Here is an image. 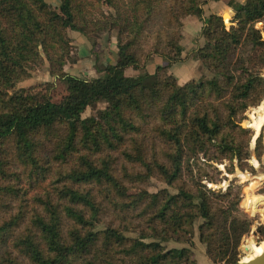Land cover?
Listing matches in <instances>:
<instances>
[{
  "label": "trees",
  "instance_id": "obj_1",
  "mask_svg": "<svg viewBox=\"0 0 264 264\" xmlns=\"http://www.w3.org/2000/svg\"><path fill=\"white\" fill-rule=\"evenodd\" d=\"M57 1L62 12L46 0H0V264H197L190 248L163 244L191 243L197 218L212 260L237 261L251 221L235 202L233 213L223 206L231 189L187 186L183 175L200 155L249 156L239 120L264 96V0L234 4L228 27L216 13L203 19L194 56L211 75L183 83L169 72L180 60L182 20L200 17L206 0ZM115 26L118 60L103 76L64 72L69 29L93 40ZM153 53L165 64L126 74ZM44 60L69 81L59 101L51 84L15 88ZM97 102L104 108L82 117ZM151 177L175 191H149ZM261 199L245 193L241 205L261 219Z\"/></svg>",
  "mask_w": 264,
  "mask_h": 264
},
{
  "label": "rangeland",
  "instance_id": "obj_2",
  "mask_svg": "<svg viewBox=\"0 0 264 264\" xmlns=\"http://www.w3.org/2000/svg\"><path fill=\"white\" fill-rule=\"evenodd\" d=\"M46 2L49 4L51 8L56 9L59 12H62V9L59 7L57 0H46ZM202 5H201V9H202ZM106 10L108 11L110 9H106ZM189 16H194V15H189ZM223 16L225 17V19H227L226 13ZM223 21L226 27L234 23L231 22V19L229 20L227 19ZM257 26L262 29L263 27L262 22L257 23ZM117 32H118V28L116 26L112 27L109 31L103 30L100 32H96L92 40V39H88L85 35L81 34L78 31L69 29L68 35L72 39V43L74 45L73 48L74 52L72 53L70 60H68L63 66L64 72L67 73L68 75H73L82 78H93V77L103 76L104 68L106 67V65L114 64L118 60V48L116 46ZM85 42L87 45L84 44ZM111 43L113 44L114 48H116L117 57L114 63H110L106 61V58L109 57L108 55H110L111 48L109 46ZM199 43H201V40H199L198 45ZM81 45L85 47L83 48ZM180 45H181V40H180ZM181 51H182V45H181ZM153 55H157L161 57L163 62H160L159 65H156L150 72H153L157 66H161L165 64V59L160 54L153 53L151 54L150 58ZM149 60L143 68H139V69L128 68L126 70V74L134 75L139 71L147 70V66L149 65ZM198 62H199V67H198L199 74L189 79L197 80L201 76L208 77L211 75V73L208 70L204 69L201 66L199 60ZM45 83L51 84L53 86L52 90L50 91V97L52 101H59L66 93V90L68 89L69 86L68 80L59 79L58 77L54 76L51 73L48 62L44 60L40 65L34 67L29 71V76L17 81L15 83V88L36 86ZM260 102H263L264 104V96L262 97ZM260 102L256 105L247 107L244 110L241 119L239 120V123L240 124L242 123L243 127L249 129L250 131L249 142H248L249 156L244 159V162H239L237 159H233L231 161L226 159H223L222 161H211V160H207L206 158L202 157V155H200L197 161L195 159H190L189 163L191 167V172L185 171L183 175V180L187 186L192 185L196 181H200L201 183L205 184L207 187H210V189L214 191L226 192L227 188L231 189V195H229V197L226 200L221 201L219 196L217 200L221 201L223 206H226L227 208L230 207L232 213H233V209H232L233 205L231 204L229 206V203L235 202L239 208V211L235 212V214L241 217H246L251 221V226L249 231L245 233L240 239V243L237 248L238 260H240L241 257L248 256L251 252H253L255 248H253L252 246L255 247L259 246L256 244H259L258 242L264 239V176H263L264 175V123L257 132L254 131V128L252 126L253 117H255L258 113H260L259 110H256V107L260 104ZM104 106L105 103L97 102L95 105L87 107L83 111L82 117H86L90 115L95 116L98 110L103 109ZM258 137L260 138L261 146L258 148L257 151L255 150V146ZM236 170L238 171L236 172ZM240 173L248 176V179L245 177H241ZM248 182H253L252 187H250L252 183L249 184ZM146 188L151 192L162 188H166L170 192L175 191L165 182L155 177L149 178ZM252 192L262 195L263 199H261L262 200L261 219L254 214L248 213L245 207L241 205V200L244 198L245 193L251 195ZM8 203L9 205H11L12 208L14 207L13 202L9 201ZM227 208H225V210ZM2 210L6 211L4 207L2 208ZM1 211H0V215L4 213V212L1 213ZM102 217H103L102 221L110 220V216L107 215V213H104ZM200 222H201V218H197L193 224L192 232L189 237V242L191 243L175 241L171 239L163 242L164 246L167 248L170 247L190 248L192 252L191 257L195 260L197 264H227L225 259H217L216 261H214L206 253L205 244L199 240L198 225ZM129 235H135V233L134 232L129 233ZM251 239L254 242H252ZM227 248H229V239L224 242L222 241L219 242L218 250L221 253H225V250Z\"/></svg>",
  "mask_w": 264,
  "mask_h": 264
},
{
  "label": "crops",
  "instance_id": "obj_3",
  "mask_svg": "<svg viewBox=\"0 0 264 264\" xmlns=\"http://www.w3.org/2000/svg\"><path fill=\"white\" fill-rule=\"evenodd\" d=\"M244 1L245 0H207L202 5V14L200 17L187 16L183 19L181 24L182 51L180 60L174 62L169 68L170 73L176 77L179 83L199 74V62L198 59L195 58L194 52L198 46L199 41L196 40V37L202 26L203 19L210 13L220 14L223 20L232 19L235 14L233 5L236 3H243ZM225 13L227 14V19L223 16ZM84 44H86V42ZM109 47L111 48V51L110 55H108L109 57L106 58V61L114 63L117 57L116 48H114L112 43ZM160 62H163L162 58L153 55L149 60V65L147 66L146 71H152V69L156 65H159Z\"/></svg>",
  "mask_w": 264,
  "mask_h": 264
},
{
  "label": "bare ground",
  "instance_id": "obj_4",
  "mask_svg": "<svg viewBox=\"0 0 264 264\" xmlns=\"http://www.w3.org/2000/svg\"><path fill=\"white\" fill-rule=\"evenodd\" d=\"M256 110H259L260 113H258L252 119V126H253L255 132H257L260 129V127L262 126V124L264 123V113H263L264 104H263V102H260V104L256 107ZM237 171L238 170H236V172ZM240 175H241V177H245L248 179V176L241 174V173H240ZM261 178H263V177H261ZM255 181H256V179H255ZM248 183L251 184L253 182H248ZM262 251H264V240L259 246L255 247L254 251L251 252L248 256L241 257L240 261L248 260V259L254 257L255 255L261 253Z\"/></svg>",
  "mask_w": 264,
  "mask_h": 264
},
{
  "label": "water",
  "instance_id": "obj_5",
  "mask_svg": "<svg viewBox=\"0 0 264 264\" xmlns=\"http://www.w3.org/2000/svg\"><path fill=\"white\" fill-rule=\"evenodd\" d=\"M262 35L264 37V33H262ZM231 264H264V251H262L261 253L255 255L254 257L248 260H244V261L237 260Z\"/></svg>",
  "mask_w": 264,
  "mask_h": 264
}]
</instances>
